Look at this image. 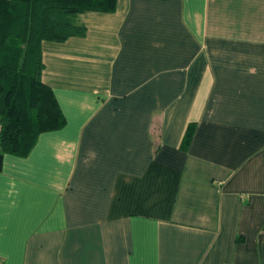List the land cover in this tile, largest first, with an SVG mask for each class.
Returning <instances> with one entry per match:
<instances>
[{
	"label": "crops",
	"instance_id": "1",
	"mask_svg": "<svg viewBox=\"0 0 264 264\" xmlns=\"http://www.w3.org/2000/svg\"><path fill=\"white\" fill-rule=\"evenodd\" d=\"M115 8L40 43L65 123L2 158L0 264H264V0Z\"/></svg>",
	"mask_w": 264,
	"mask_h": 264
},
{
	"label": "trees",
	"instance_id": "2",
	"mask_svg": "<svg viewBox=\"0 0 264 264\" xmlns=\"http://www.w3.org/2000/svg\"><path fill=\"white\" fill-rule=\"evenodd\" d=\"M115 6L116 0H0V168L4 154L26 156L39 134L65 123L54 91L41 80V41L83 36V12ZM194 125L184 130L183 149Z\"/></svg>",
	"mask_w": 264,
	"mask_h": 264
}]
</instances>
